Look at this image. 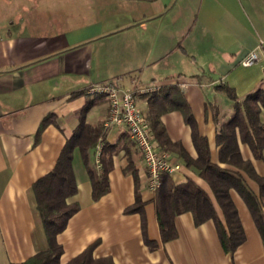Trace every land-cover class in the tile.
Wrapping results in <instances>:
<instances>
[{
    "label": "crops",
    "instance_id": "obj_1",
    "mask_svg": "<svg viewBox=\"0 0 264 264\" xmlns=\"http://www.w3.org/2000/svg\"><path fill=\"white\" fill-rule=\"evenodd\" d=\"M261 43L264 0H0V264L20 263L47 247L32 184L54 167L82 121L104 133L86 151L98 172L109 166V190L92 197L88 165L75 146L76 191L66 200L78 209L56 235L61 264L91 245L94 257L115 264H264V240L233 189L246 239L232 256L213 220L196 224L190 211L174 217L176 236L162 241L146 165L127 131L105 124L106 95L90 91L106 82L124 90L156 86L136 97L147 118L149 98L156 96L155 111L170 106L168 85L176 84L217 160L212 105L220 121L234 110L218 85L232 88L238 100L264 89V53L251 65L240 63ZM260 117L264 121V110ZM159 118L169 139L196 158L181 111L169 108ZM167 151L181 164L171 179L197 182L222 218L207 182L176 151ZM240 151L264 174V159L255 160L244 144ZM136 192L142 211H126ZM144 237L156 244L150 247Z\"/></svg>",
    "mask_w": 264,
    "mask_h": 264
},
{
    "label": "trees",
    "instance_id": "obj_2",
    "mask_svg": "<svg viewBox=\"0 0 264 264\" xmlns=\"http://www.w3.org/2000/svg\"><path fill=\"white\" fill-rule=\"evenodd\" d=\"M234 101L232 114L220 121L219 109L212 105L214 122L218 128L215 142L218 147L217 160L211 156L208 138L199 133L193 112L177 85H168L173 90L170 106L153 109L155 95L149 98L150 112L147 116L154 138L164 150L176 151L184 164L193 167L209 185L214 199L222 212L218 215L216 205L210 194L197 182L187 178L174 182L169 173L161 175V185L155 190L156 214L162 241L176 236L174 217L184 211H190L194 222L200 224L212 219L223 250L231 256L245 239V232L237 208L231 198L230 190H235L247 205L254 223L264 240V174L257 172L252 160L245 158L240 151V144L248 146L255 160L264 159V121L260 113L264 110V89L258 88L238 100L235 91L218 85ZM169 108L181 111L184 120L191 126L192 141L197 157L192 158L177 142H172L160 121L161 112ZM50 121L45 117L38 132ZM104 139L100 125L95 127L82 121L76 132L67 140L54 167L32 184L35 208L39 213L47 247L39 250L26 260L17 264H61L59 261L62 246L56 235L63 230L68 218L78 209V205L67 202V197L76 191V182L71 166L72 149L79 146L86 165L88 151L98 139ZM108 165H102L97 171L88 165L92 185V197L98 199L109 190ZM126 211H142V203L136 192L135 202ZM150 247L156 243L144 237ZM93 246H89L64 264H115L110 257H94Z\"/></svg>",
    "mask_w": 264,
    "mask_h": 264
},
{
    "label": "built area",
    "instance_id": "obj_3",
    "mask_svg": "<svg viewBox=\"0 0 264 264\" xmlns=\"http://www.w3.org/2000/svg\"><path fill=\"white\" fill-rule=\"evenodd\" d=\"M262 53H264V43L247 52L240 59V63L244 66L251 65L261 60ZM156 89V86H146L124 90L112 82L95 84L90 87L91 92L106 95L109 111L105 124L116 125L127 131L146 165L148 186L153 191L160 187L163 172L171 173L181 166L167 150L156 144L148 120L136 100L137 95Z\"/></svg>",
    "mask_w": 264,
    "mask_h": 264
}]
</instances>
